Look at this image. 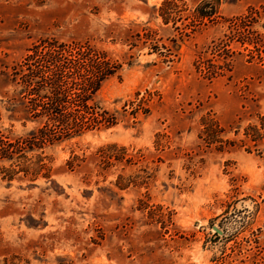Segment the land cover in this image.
<instances>
[{"label":"rangeland","instance_id":"1","mask_svg":"<svg viewBox=\"0 0 264 264\" xmlns=\"http://www.w3.org/2000/svg\"><path fill=\"white\" fill-rule=\"evenodd\" d=\"M50 52L108 62L118 122L47 148L48 178L0 158V264H264V0H0V134L31 127L10 77Z\"/></svg>","mask_w":264,"mask_h":264},{"label":"trees","instance_id":"2","mask_svg":"<svg viewBox=\"0 0 264 264\" xmlns=\"http://www.w3.org/2000/svg\"><path fill=\"white\" fill-rule=\"evenodd\" d=\"M206 4L207 1L198 6L195 12L202 19L212 18L216 13V4L211 5L207 12ZM180 15L177 14L178 18H176L182 19ZM163 21L165 22V19ZM238 21L240 22V18H232L230 29L238 28L240 25ZM183 27L190 29L184 24L178 27V30L182 31ZM220 44L221 47L227 48L222 41ZM222 49L218 51L222 53L221 58L223 55L226 56ZM169 54L172 53L169 52ZM100 62V60L96 62V67L93 66V72L90 75L86 73L82 76L83 73L74 74L70 71L72 69L69 65L70 61L62 57L61 53L51 54L50 52L44 56L29 54L14 68L13 76L10 77L6 72V78L10 77V81L16 86L23 107L19 117L23 125L29 122L31 127L17 135L11 134L9 130L6 134H0V158L3 162L15 163L19 168L18 171L24 176H30V180L36 179L42 172L41 176L48 178L50 167L45 162L47 148L80 136L88 130H100L117 124L115 114L100 106L96 100L103 82L115 73L107 68L110 67L108 62L102 61L101 64ZM117 66L121 67L118 64ZM80 68L84 69V64ZM76 80L82 81L83 88H80L78 92L69 91L67 87L76 86ZM89 113L90 115H87ZM256 129L257 127L254 126L253 130ZM10 135H13V138ZM111 147L115 145L107 146V148ZM102 158L106 162H110L111 158L120 160L118 156H112L111 153H105ZM67 163L72 167V161ZM5 172L8 179H11L15 171L6 169Z\"/></svg>","mask_w":264,"mask_h":264},{"label":"water","instance_id":"3","mask_svg":"<svg viewBox=\"0 0 264 264\" xmlns=\"http://www.w3.org/2000/svg\"><path fill=\"white\" fill-rule=\"evenodd\" d=\"M212 228H213L216 232H218V233H222V231L219 230V229H217L215 226H213Z\"/></svg>","mask_w":264,"mask_h":264}]
</instances>
